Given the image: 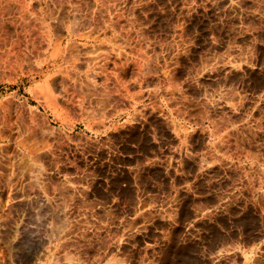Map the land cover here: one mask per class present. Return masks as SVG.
<instances>
[{"label": "rangeland", "instance_id": "obj_1", "mask_svg": "<svg viewBox=\"0 0 264 264\" xmlns=\"http://www.w3.org/2000/svg\"><path fill=\"white\" fill-rule=\"evenodd\" d=\"M0 264H264V0H0Z\"/></svg>", "mask_w": 264, "mask_h": 264}, {"label": "bare ground", "instance_id": "obj_2", "mask_svg": "<svg viewBox=\"0 0 264 264\" xmlns=\"http://www.w3.org/2000/svg\"><path fill=\"white\" fill-rule=\"evenodd\" d=\"M33 43V42H32ZM57 47V46H56ZM57 49H58V47H57ZM33 50V49H32ZM35 51H36V49H35ZM58 51H59V49H58ZM58 53V52H57ZM57 53H55V54H57ZM27 56V55H26ZM39 56V55H38ZM65 61V60H64ZM72 65V64H71ZM59 67V66H58ZM65 69H67V68H65ZM68 70V69H67ZM62 72V71H61ZM55 73V72H54ZM69 73V72H68ZM55 76V75H54ZM48 82V81H47ZM44 97V96H43ZM47 98V97H46ZM46 101V100H45ZM48 101V100H47ZM45 103H47V102H45Z\"/></svg>", "mask_w": 264, "mask_h": 264}]
</instances>
